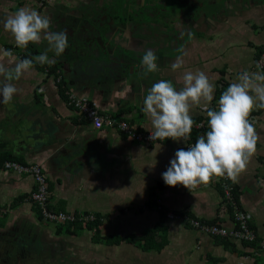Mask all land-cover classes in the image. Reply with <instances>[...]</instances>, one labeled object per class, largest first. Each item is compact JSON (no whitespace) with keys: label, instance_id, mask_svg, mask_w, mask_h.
<instances>
[{"label":"crops","instance_id":"0c3cea01","mask_svg":"<svg viewBox=\"0 0 264 264\" xmlns=\"http://www.w3.org/2000/svg\"><path fill=\"white\" fill-rule=\"evenodd\" d=\"M177 5L178 18L171 21L172 27L153 21L148 50L157 56L155 73L145 75L143 54L132 55L136 60L126 58L119 74L103 76V86L84 84L73 79L70 63L62 69L59 62L67 57L62 54L49 56L51 64L60 68L61 82L55 83L45 69L34 67L12 82L17 88L13 101L0 104V230L14 233L12 228L22 229L30 239L26 238L27 245L23 243L25 250L29 251L28 244L34 245L40 249L34 253H48L52 259L50 253L64 243L76 264H264V251L254 246L212 236L166 217L167 212L186 214L207 225L232 230L236 206L247 215L257 238L264 239V109L252 113L259 136L257 150L246 170L232 181L231 204L217 179L192 192L183 186L169 187L163 181L162 173L175 152L187 150L205 132L193 131L188 143L169 139L143 145L114 128L95 127L68 104L66 92L82 95L100 115L123 119L140 131H152L143 101L154 83L167 80L180 89L185 71H202L215 85L210 105L214 109L221 83L235 80L244 70L260 71L255 60L264 47V0H182ZM20 8L36 10L48 17L51 25L61 20L68 39L73 36L80 42L96 32L103 0H0V63L6 65L24 60L21 53L28 51L15 46L2 23ZM33 45L39 46L30 44L28 48ZM6 47L16 49L15 53L6 55ZM178 56L183 67L173 71L171 65ZM18 106L22 111L15 110ZM19 112L22 122L15 117ZM192 117L207 119L198 108L193 109ZM14 121L18 122L15 127ZM5 160L41 166L53 210L100 217L101 235L108 238L142 236L156 230L163 248L144 251L127 242L95 244L90 230L68 232L66 226L44 222L28 199L35 188L33 177L5 169ZM158 204L161 210L156 209ZM94 251L100 252V257L87 255ZM102 252L103 263H99Z\"/></svg>","mask_w":264,"mask_h":264},{"label":"clouds","instance_id":"9594fccd","mask_svg":"<svg viewBox=\"0 0 264 264\" xmlns=\"http://www.w3.org/2000/svg\"><path fill=\"white\" fill-rule=\"evenodd\" d=\"M3 28L18 49L46 41L48 50L33 57L17 61L14 65L0 63V104H10L17 88L12 83L29 73L36 64H51L48 52L61 56L68 48V32L51 31V21L36 10L20 8L3 20ZM11 55V53H5ZM157 56L148 50L142 56L144 74L158 71ZM176 71L183 67L182 57L171 65ZM215 85L202 71H185L182 87L177 89L171 81L154 83L143 101V112L150 120L152 141L172 140L188 143L194 127L192 112L198 108L206 113L208 131L198 136L187 150L180 148L175 158L162 173L164 183L172 188L183 186L192 192L214 179L235 182L246 170L257 150L259 136L251 118L253 111L264 109V71L240 72L229 83L218 100L214 99ZM202 127V125H195ZM142 151V150H141Z\"/></svg>","mask_w":264,"mask_h":264},{"label":"flooded vegetation","instance_id":"af4514ba","mask_svg":"<svg viewBox=\"0 0 264 264\" xmlns=\"http://www.w3.org/2000/svg\"><path fill=\"white\" fill-rule=\"evenodd\" d=\"M108 1L112 5L108 6L110 10L103 9V15L97 24L98 27L95 28L96 34L86 36L80 42L70 36L68 50L66 49L63 53L67 57H62V60H60L62 65L59 62L62 69H65V65L70 63L73 79L76 80L77 78L78 81L84 84L103 86V76L114 77L122 71L126 58L129 59L132 55H144L149 49L148 42L150 41L153 21H155L153 13L157 11L156 8L153 10L154 0H132L131 3H124L121 0L116 2L115 0H103V6L107 7L105 2ZM167 1L164 0L163 2L162 0L161 6H165ZM164 11L165 9H160V12ZM47 16H51V13H48ZM62 23L61 20H56L55 24L52 23L51 25V31H63L61 29ZM82 29L83 27L80 30ZM77 31L79 32V29ZM71 47L73 49L70 50ZM10 48L6 47L3 52L11 51L15 53L16 49L12 50ZM27 49L28 51L24 52L20 50L22 58L23 54L29 53V50H31L33 57L40 55L48 50V45L46 41H42L39 46L33 45L32 48ZM69 50L70 53L67 54ZM53 55V52H48V56ZM50 65L52 64H48V66ZM57 69L60 68L57 67ZM58 70V78L55 77V74L51 75L55 83L63 80V76ZM45 72L47 74V70ZM12 231L14 233L0 230V264H25L28 259L39 255V253L27 251L23 247L26 234L22 229L14 227ZM58 246L54 253L53 251L50 253L52 260H49V262L51 263L54 262L55 257H60L67 251L64 243L58 244ZM35 261L34 264H36Z\"/></svg>","mask_w":264,"mask_h":264},{"label":"built area","instance_id":"2783aa9c","mask_svg":"<svg viewBox=\"0 0 264 264\" xmlns=\"http://www.w3.org/2000/svg\"><path fill=\"white\" fill-rule=\"evenodd\" d=\"M255 68L260 71H264V47L262 48L259 56L255 60ZM230 82H227L225 89L229 86ZM224 82L220 87L224 86ZM68 104L75 110L80 118H84L90 121L95 127H101L103 125L116 129L119 133L125 135L128 139L133 140L136 143L143 145H153L162 143L164 141H152L150 137L151 131H140L136 126L131 125L123 119L116 117L102 116L96 109L90 104L89 100L83 96H76L74 93L66 92ZM218 101L215 102L214 108L217 107ZM251 118L255 124L256 118L251 114ZM195 124L193 131L206 132L208 131V119L194 120ZM195 125H202L197 127ZM166 141V140H165ZM3 167L8 170L15 171L18 174H29L33 177L35 188L29 196V200L35 204L40 218L46 222L56 226H81L87 227L89 224L97 221V217L92 213H73L64 211H55L50 207L49 201V188L46 177L40 165L38 164H21L14 161H5ZM220 187L225 199L232 202L233 198V184L229 179H217L216 181ZM157 210H161L160 204L156 207ZM233 219L235 227L229 230L225 227L215 225H207L202 223L198 219L189 217L186 214H176L167 212L166 217L171 220H181L187 226L196 229L198 231L211 234L216 237H227L234 240L241 241L247 245L254 246L258 251H264V239H258L253 228L249 223V219L245 213L239 210L236 206L233 208Z\"/></svg>","mask_w":264,"mask_h":264},{"label":"trees","instance_id":"16d2710c","mask_svg":"<svg viewBox=\"0 0 264 264\" xmlns=\"http://www.w3.org/2000/svg\"><path fill=\"white\" fill-rule=\"evenodd\" d=\"M261 52V51H260ZM260 54V53H259ZM258 54V55H259ZM23 58L24 59H32V53H25L23 54ZM57 66L56 63L48 66V64L46 65H40V64H35L34 63V67H36L37 69H45L47 70V75L51 76L55 74V77L58 78V72H57ZM227 85V82H225L224 86L220 87L219 92H218V96H217V100H219L220 96L222 95L223 91L226 90L225 87ZM67 97V96H66ZM215 109V108H214ZM5 161H10V160H5ZM4 161V162H5ZM3 162V163H4ZM97 217V221L89 224L87 227H81V226H66L67 227V231L70 232V229H85V230H90L93 233L92 236V241L95 244H108V245H119L121 242H127L133 245H138L141 247L142 250L144 251H150V250H157L160 251L163 246L164 243L162 241H158L157 240V232L156 230H151L146 232L144 235L142 236H128V237H112V238H108V237H103L101 235V226L103 224V222L101 221L100 217Z\"/></svg>","mask_w":264,"mask_h":264},{"label":"rangeland","instance_id":"374dc122","mask_svg":"<svg viewBox=\"0 0 264 264\" xmlns=\"http://www.w3.org/2000/svg\"><path fill=\"white\" fill-rule=\"evenodd\" d=\"M116 1L117 0H115V2ZM121 1L124 2V3L125 2H130V3L132 2V0H121ZM161 1L162 0H154L153 1V5H154L153 6V10L155 8L157 9L156 13H153L154 20L156 22H158L159 24H161L163 27L165 25H167V24L164 23V21H166V23H168L167 26L172 27L173 25L171 24L172 23L171 21H174V20H176L178 18V12L176 11V9H178V7H177L178 5L177 4H179L182 0H168V2L166 3L165 6H161ZM163 2H164V0H163ZM105 3L107 5V7L103 6V9L110 10V8H108V6H111L112 3L110 1L105 2ZM160 9H165V11L164 12H160ZM15 110L16 111H22V107L18 106V107H16ZM15 117L18 120L20 119V121H18V122H22L23 121V119H21L22 113L19 112V116L15 115ZM18 122L14 121L15 124H13L12 126L15 127L14 125H17ZM10 134L13 136L15 134V131H13ZM6 140H8V139H6ZM26 238L28 239V237H25L24 242L27 245ZM28 240H30V239H28ZM92 243H93V241H92ZM14 249H16V248H14ZM28 249L31 252H34V251H37V250L40 251V249H37V246L30 245V244H28ZM102 249H103V247H102ZM99 253L100 252H95L94 251V253L90 254L89 252H87V255H90V256L91 255H94V256L95 255H99L97 257H100ZM34 260H36L35 261L36 264H76L77 263V262H75L73 260V252H70V251L64 252V254L62 256H60V257H55L54 262L52 261L53 263L49 262V260H52V259L49 258L48 253H39V255H37L36 257H32L31 259H28L27 262H25V264H34ZM88 261H90V260H88ZM88 261H87V263H88ZM99 263H103V252H102V258L100 259Z\"/></svg>","mask_w":264,"mask_h":264},{"label":"water","instance_id":"95a60500","mask_svg":"<svg viewBox=\"0 0 264 264\" xmlns=\"http://www.w3.org/2000/svg\"><path fill=\"white\" fill-rule=\"evenodd\" d=\"M128 60H129L130 62H133L134 60H136V58L133 57V56H130Z\"/></svg>","mask_w":264,"mask_h":264}]
</instances>
